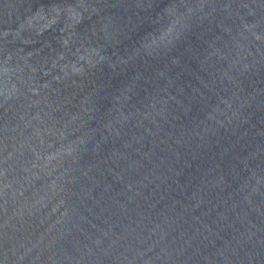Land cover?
I'll return each instance as SVG.
<instances>
[{"label":"water","instance_id":"1","mask_svg":"<svg viewBox=\"0 0 264 264\" xmlns=\"http://www.w3.org/2000/svg\"><path fill=\"white\" fill-rule=\"evenodd\" d=\"M0 264H264V0H0Z\"/></svg>","mask_w":264,"mask_h":264}]
</instances>
